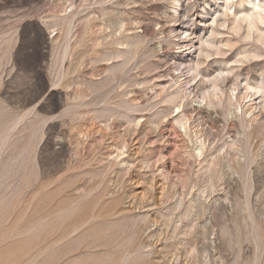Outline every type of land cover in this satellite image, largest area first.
Returning <instances> with one entry per match:
<instances>
[{
	"label": "rangeland",
	"instance_id": "1",
	"mask_svg": "<svg viewBox=\"0 0 264 264\" xmlns=\"http://www.w3.org/2000/svg\"><path fill=\"white\" fill-rule=\"evenodd\" d=\"M98 1L0 0V264H193L197 259L209 264H264V144L254 129L264 127V113H257L258 108L251 109L258 119L247 130L241 128L239 115L225 123L219 116L202 113L198 129L211 134L210 139L215 136L214 146L223 137L231 141L228 136L243 144L244 134L251 131L243 151L257 162L249 165L248 181L228 171L226 183L206 202L201 199L204 214L182 218L178 224L180 211L173 210L179 198L186 205L198 199H193L197 188L187 183L199 186L206 177L189 156L194 145L184 142L172 125L176 114L159 127L142 124L131 132L124 123L105 127L91 122L90 113L77 121L68 112L71 106L93 99L91 84L104 78L105 63L95 61L100 56L96 43L103 17ZM107 2L109 18L125 19L122 34L143 40L133 71L132 96L138 104L157 101L154 94L160 83L172 86L179 75L184 82L188 67L198 61L201 75L211 77L228 60L235 70L224 88L229 93L233 88L243 92L245 81L264 83V54L242 64L232 62L241 59L235 53L242 45L264 52L252 37L241 39L244 30L237 35L229 29L238 0ZM258 2L264 6V0ZM71 12L75 28L70 54L58 76L52 45L62 33L52 20ZM225 40L234 45L221 47ZM213 45L226 54L213 53ZM204 52L211 56L205 59ZM71 56L83 62L78 72H69L71 61H77ZM235 74L240 75L234 82ZM201 79L187 86L198 96ZM112 98L110 102L124 101L114 94ZM251 101L259 103L257 98ZM187 114L196 126L200 116L191 109ZM122 145L126 153L118 168L111 162ZM219 154L228 157L224 163L235 165L237 150ZM125 164L130 169L119 171ZM243 187L251 188L249 197ZM225 193L230 199L240 197L242 206L219 205ZM144 218L148 221L140 222ZM188 224L189 236L171 234L175 226L186 230ZM177 244L178 249L173 248Z\"/></svg>",
	"mask_w": 264,
	"mask_h": 264
},
{
	"label": "bare ground",
	"instance_id": "2",
	"mask_svg": "<svg viewBox=\"0 0 264 264\" xmlns=\"http://www.w3.org/2000/svg\"><path fill=\"white\" fill-rule=\"evenodd\" d=\"M107 1L110 2L113 0H100L97 2L98 6L103 12V17L99 23L101 35L98 39V42L96 43V47L99 49L98 53L100 56L99 58H96L95 61L97 63H105V66L107 68L105 67L106 70H104V78H102L99 82H96L97 84L95 85L97 86H95L93 83L91 84V93L95 94V96L92 97L93 99H90V101L88 100L87 102L81 101L79 104L71 106L68 109V112L72 113L73 115L75 114L74 119H76L77 121H80L83 118L82 115H87L90 113V115H93L91 118L89 117L91 122L103 123L105 127L110 125V122L117 121L120 122V124L124 123L126 124V126L128 125L127 128L129 131L131 130V132L142 124H149L154 127H157L158 125L163 124L164 120L168 116L175 113L176 115L172 118V125L173 127L176 126L178 128L179 134L184 137V142L191 143L192 145H194V148L192 147L193 149L191 150L189 156L194 161L198 162L201 174L206 177L205 180L199 186L194 181H189V183H187L188 187L191 186V188H197V195L194 196L193 199L195 197H197L198 199H196L195 201L190 200V202L186 205L184 199L179 198L178 203L175 206V210H173L175 213L177 211H180L177 215L178 220L176 224L181 223L182 218L188 219L189 216H192L194 214L202 215L204 214V207L201 202V199L204 200L203 202H206L209 196L211 194L213 195L217 191V189L223 185L222 183H226L223 181L225 179L224 175L228 171L232 169L230 173L233 172V175H238L239 177L243 176L245 177L244 179L250 180L251 172L249 170V165L252 166V164H255V162L257 161L251 155V157H248L249 155L247 156V153L243 151L244 143L250 138L251 131H248L244 134L243 137L246 141H244L243 144H240V139L228 136V139L231 138V141H226L227 139L223 137L219 140L220 143L214 146L215 136L210 139L211 134L207 135L205 134V132H202L201 129H198V127H201V115L202 113H205L208 116H219L224 120L225 123H229L231 118H237V116L239 115V123L242 124H240L242 126L241 128L244 130L249 129L250 127H252L254 121L258 119L257 113H264V83L256 82L255 84H250V82L245 81L243 92H239L237 88H229V93V90L225 91L224 88L226 87V85H228V77L232 75L234 68L232 66H228V60L223 61V68H220L217 74L214 73L215 75L211 77L201 75V69L199 67L201 66L202 62L197 60L198 62H195L194 64L188 67L187 73L189 76L185 79L184 82L180 80L181 76L179 75L176 77L175 80H172V86L170 85L169 87H164L161 85L162 83H160L157 85V90L154 89V97L158 98L157 101L155 100V102H148L145 105H143V103L138 104L135 97L132 96V94L134 93L135 85V76L133 74V71L138 63L137 55L139 53V50L141 49V46L143 45V40L140 37V39L133 38L134 36L132 34H122V32L124 31L125 19L119 16L109 18V12H107V8H105L106 3H108ZM130 1L131 0H125L124 3L128 4V2ZM225 1L228 3L232 0ZM174 6L172 9H175ZM226 9H228V7ZM73 21H75V14L73 12L69 13L68 15H57L53 17L52 20L53 25L59 27L62 33V35L52 45L54 62L58 64V67L54 70L57 72V74H59L58 76L64 73V71H62L61 63L63 59L67 58V56L69 57L70 54L68 52L71 46V40L73 39L72 30L75 25L73 24ZM87 24L88 26H90L92 23H90L89 21ZM229 24H231V26L229 25V29L233 30L234 34L239 35V32L244 30L241 35L242 40H248L252 37V40H255V42L259 43L264 48V28L262 26L264 25V6H260L258 0H238L237 11L233 14ZM230 40H225L223 44L221 43V41L220 43L222 44V46L221 44L220 46L226 48L233 46L234 43ZM243 46L245 47V45H242V47L238 49L235 53V57L241 56V59L233 60L232 62L242 64L245 60L257 59L264 54V52H260V50L257 48H255V50H248L249 46L248 49L247 47L243 48ZM221 47L213 45V48L215 50L213 51V53L216 52V55H221L223 57L226 52L225 50H223L224 48L221 49ZM209 56L211 55L207 53L205 54L204 58L208 59ZM75 58L72 59L71 56L72 60H74ZM81 62L82 60H78V58L76 62L71 61L69 72H78L83 64V62ZM179 68V66L178 68L176 66V70L182 69ZM237 68L235 66V69ZM183 71L184 70H182L181 72ZM239 75L240 74L233 75L234 82L238 79ZM199 76H201L202 78L200 80V85H209L203 88H201V86L199 85L200 95L198 96L193 90L187 88V86ZM196 88H198V86ZM103 89L105 90L103 91ZM112 94H114V96L116 95V98L124 99V101H121L122 103L120 101L110 102L113 99ZM252 98L259 99V103L257 105H254L251 101ZM189 99L190 101H188ZM197 99H199L200 101H197ZM193 102L198 104L197 108H193ZM100 104L102 105L101 107ZM253 108H258V112L254 113L253 111H251V109ZM190 109L192 111H195L197 116H200V120L196 126H192L190 123L191 119L187 114L189 113ZM80 110H85L86 112H79ZM143 112H148V117H145L143 115L137 116V114L140 115V113ZM249 115L252 116L250 117ZM142 118L145 119L142 121ZM84 119L85 117L83 118V120ZM230 124L233 123L231 122ZM254 129H256V132L260 136V142L264 144V127L261 125H257ZM241 133H243V131ZM163 135L161 137H163ZM122 148L126 147L124 145L117 147L115 156L113 158V161L111 162L112 166H118L119 168L122 162V158L126 153L123 151ZM231 150H237V154L236 156H234L235 165H233L232 167L229 165L230 163L232 165V162L229 163L226 160V162L224 163V159L226 156L219 157L221 155L219 154L221 151H224L225 154H229V151ZM248 153L250 152L248 151ZM242 162H244V165H242ZM125 165L127 167H122L119 171L127 172L130 169V165ZM145 166L147 167V164H145ZM160 171L161 174L159 176L162 179H165L164 171ZM247 181L245 182L247 183ZM251 191L252 190L249 187H243L242 190L243 193H246L244 195L247 197H249L248 193ZM228 195V193H225L223 196V201L221 203L218 202V204L224 206L230 205L234 208H239L240 206H242L241 203H239L240 197H236L235 194L234 199H230ZM214 200V202L218 201V199ZM161 218H164V216L161 215ZM145 221H148V219L144 218L140 222L143 223ZM191 230L192 226L189 224L187 225L186 230L180 229L179 226H175L172 229L171 234H173V236H179L182 233L183 236H189L191 234ZM173 246H176L173 247L176 249L178 244ZM256 247V249H258L260 245L256 244ZM261 247L264 248V246ZM130 255L131 254H129L127 258H129ZM197 260H194L193 264H209L205 259H203L202 261Z\"/></svg>",
	"mask_w": 264,
	"mask_h": 264
}]
</instances>
